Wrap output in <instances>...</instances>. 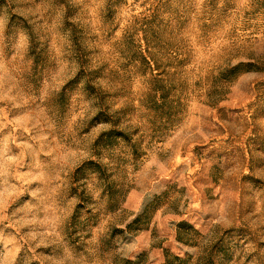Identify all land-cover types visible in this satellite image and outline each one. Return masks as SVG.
<instances>
[{"label": "rangeland", "instance_id": "obj_1", "mask_svg": "<svg viewBox=\"0 0 264 264\" xmlns=\"http://www.w3.org/2000/svg\"><path fill=\"white\" fill-rule=\"evenodd\" d=\"M0 264H264V0H0Z\"/></svg>", "mask_w": 264, "mask_h": 264}]
</instances>
